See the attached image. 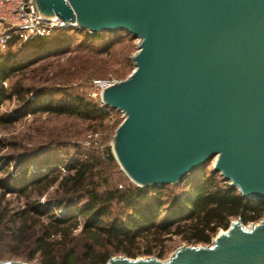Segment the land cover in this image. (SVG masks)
<instances>
[{
    "label": "water",
    "instance_id": "obj_1",
    "mask_svg": "<svg viewBox=\"0 0 264 264\" xmlns=\"http://www.w3.org/2000/svg\"><path fill=\"white\" fill-rule=\"evenodd\" d=\"M34 1L65 28L139 41L132 73L99 94L123 115L112 154L130 181L174 186L214 160L211 174L264 204V0ZM106 264H264V220L246 229L237 218L210 245L164 261Z\"/></svg>",
    "mask_w": 264,
    "mask_h": 264
},
{
    "label": "trees",
    "instance_id": "obj_2",
    "mask_svg": "<svg viewBox=\"0 0 264 264\" xmlns=\"http://www.w3.org/2000/svg\"><path fill=\"white\" fill-rule=\"evenodd\" d=\"M67 32L91 40L97 39L100 33H110L92 35L76 29H53L27 40L12 37L5 48L19 43L36 52L55 36L60 38L57 35ZM14 59L15 54L10 51L0 56V107L12 97L7 94L3 82L24 68H19L20 62L14 63ZM29 93L31 90L27 89L24 96L18 97L24 110L42 105L40 99L31 105L32 99L28 100L26 96ZM73 99L76 108L68 113L103 120L110 111L102 103L92 104L79 97ZM40 109L58 111L42 106ZM6 117H0V124L6 121ZM15 119L8 117L10 122ZM13 148L14 152L7 154L6 158L0 157V164L8 166L25 155L24 152L17 153L16 146ZM5 149L8 144L0 137V154ZM114 162L111 150L105 147L101 152L85 155L84 159L79 156L67 166L64 174L47 166L44 172L30 177V169H25L23 178H13L11 183L1 180L0 246H8L7 257L30 264H106L114 255L162 259L166 252L164 243L173 235L187 244L208 245L218 230L229 227L232 219L240 218L246 224L264 218V204L242 198L236 188L209 171L207 179L193 183L188 196L159 220L163 204L157 191L163 187L128 185L122 188L112 185L107 168ZM51 187L47 198L40 202V197ZM154 192L156 194L152 195ZM7 195L14 198L8 199ZM3 257L0 254V259Z\"/></svg>",
    "mask_w": 264,
    "mask_h": 264
},
{
    "label": "rangeland",
    "instance_id": "obj_3",
    "mask_svg": "<svg viewBox=\"0 0 264 264\" xmlns=\"http://www.w3.org/2000/svg\"><path fill=\"white\" fill-rule=\"evenodd\" d=\"M57 36L61 37L55 36L36 52L25 49L23 44L19 43L8 49L0 48V56L10 51L15 54L13 62H20L19 68L24 66L20 72L14 73L3 82L7 94L12 97L0 107V117L7 116L6 121L0 124V137L8 144V149L3 150L0 157L13 153L14 146L18 150L17 153H25L8 166L4 165L5 163L0 164V181L11 183L13 178L22 179V172L28 168L29 177L34 173L44 172L47 166L52 167L56 173L64 174L67 166L72 165L79 156L84 159L85 155L101 152L105 147H109L112 152L115 130L123 121L122 113L110 110L105 119L99 120L67 111L76 108L73 99L76 97L100 105V88L97 83L125 80L134 70L132 55L136 54L139 41L132 39L131 35L125 32L100 33L94 40L73 32ZM27 89L31 90V93L26 95L28 100L32 99L30 104L34 105L40 99L42 105L23 109L24 106L18 97L24 96L23 93ZM37 91L42 93L37 94ZM41 106L58 111L45 112L40 109ZM9 116L16 119L10 122ZM213 162L214 160H211L201 169L187 175L180 185L158 189L157 194L163 204L159 220L169 215V210L188 196L193 183L210 176ZM57 165L59 166L56 167ZM107 174L112 185L122 188L128 185L136 186L121 170L116 160L107 168ZM51 190L52 187L40 197V202H44ZM155 194L156 192L152 193ZM12 196L6 197L12 199ZM236 219L230 220L229 225ZM262 220L264 218L260 221ZM258 222L251 221L243 225ZM221 231L225 230L220 229L217 234ZM164 244L166 252L165 256L159 259L161 261L167 260L175 250L183 246H206L187 244L174 235L166 239ZM0 248V254L4 256L0 262H23L7 257L8 246L1 245ZM114 257L125 256L114 255L111 258ZM148 257L154 256L142 255L137 258Z\"/></svg>",
    "mask_w": 264,
    "mask_h": 264
},
{
    "label": "built area",
    "instance_id": "obj_4",
    "mask_svg": "<svg viewBox=\"0 0 264 264\" xmlns=\"http://www.w3.org/2000/svg\"><path fill=\"white\" fill-rule=\"evenodd\" d=\"M60 28H65V25L55 16H42L34 0H0V48L5 47L12 37L27 40L39 33ZM113 83L101 81L97 84L101 90ZM251 225H244V228L248 229Z\"/></svg>",
    "mask_w": 264,
    "mask_h": 264
}]
</instances>
